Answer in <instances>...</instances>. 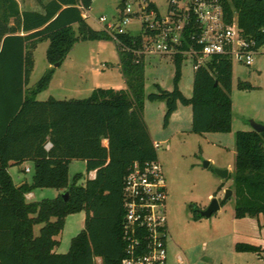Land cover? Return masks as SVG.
Instances as JSON below:
<instances>
[{"label": "trees", "instance_id": "16d2710c", "mask_svg": "<svg viewBox=\"0 0 264 264\" xmlns=\"http://www.w3.org/2000/svg\"><path fill=\"white\" fill-rule=\"evenodd\" d=\"M146 1L148 9L159 15L158 7ZM220 1L227 22L236 21L244 38L264 46V0ZM93 2L51 0L39 12L22 11L17 0H0V264H122L125 256V178L135 163L157 161L144 117V46L154 32L117 34L126 89L97 88L86 99L40 101L37 97L49 87L54 69L29 87L40 43L49 42L48 63L62 66L76 43L114 39L88 23L85 11ZM124 7L122 0L120 8ZM188 39L182 50L190 49ZM185 58L183 54L171 57L174 89L158 86L148 99L166 102V124L181 103L192 108L194 133L231 132V60L217 56L195 70L193 95L187 98L178 87ZM238 88L254 87L240 82ZM77 160L85 163L88 174L95 171L96 177L79 184L81 176L76 175L70 182L69 165ZM25 163L33 164V183L17 185L9 170ZM233 183L235 217L264 218V132H237ZM39 188H53L59 194L30 202L27 195ZM190 210L195 220L203 218L198 208ZM81 211L86 212L85 229L67 253H58L57 237L66 217ZM36 225H42L39 235L34 232ZM235 249L264 252L261 246L247 243H238Z\"/></svg>", "mask_w": 264, "mask_h": 264}, {"label": "rangeland", "instance_id": "374dc122", "mask_svg": "<svg viewBox=\"0 0 264 264\" xmlns=\"http://www.w3.org/2000/svg\"><path fill=\"white\" fill-rule=\"evenodd\" d=\"M22 11L41 10L49 0H17ZM162 15L167 14V0H151ZM122 0H94L85 11L87 21L95 30H104L100 23L106 17L109 23L118 22ZM131 3V0H128ZM134 12L140 10V2L131 3ZM125 30L132 35L141 34V21L132 16ZM105 31V30H104ZM49 42H42L34 52V70L29 87H34L51 69L54 74L49 87L37 99L46 101L86 99L97 88L126 89V81L120 68L118 44L114 39L81 41L74 45L62 66L55 68L48 63ZM233 65V124L229 133L196 134L192 131V108L178 103L177 111L166 124L167 105L164 101H150L148 96L163 90L174 89L175 65L169 56L145 55V107L144 117L151 130L153 141L160 143L157 159L163 165L168 186L167 214L169 227L168 264H264V252L240 253L238 243L261 246L264 249V218L235 217L233 177L236 170V134L252 131L251 121H264V49L252 66ZM194 61L186 57L181 66L179 89L187 97L193 95ZM240 82H248L254 88L241 90ZM263 124V123H261ZM209 165L206 167L205 163ZM26 169H30L26 172ZM217 170H228V179L221 178ZM34 167L25 163L12 170L15 183H33ZM80 175L79 184L88 177L85 163L73 161L69 165V178ZM233 195L224 201L227 190ZM30 202L54 199L59 192L53 188L33 191ZM213 199L222 202L221 209L211 218L195 220L191 206L206 210ZM86 212L66 217L56 251L67 253L72 240L85 229ZM238 220V221H237ZM42 225H36L39 235Z\"/></svg>", "mask_w": 264, "mask_h": 264}, {"label": "built area", "instance_id": "2783aa9c", "mask_svg": "<svg viewBox=\"0 0 264 264\" xmlns=\"http://www.w3.org/2000/svg\"><path fill=\"white\" fill-rule=\"evenodd\" d=\"M125 1L118 22L99 19L104 30L114 40L117 34L127 33L131 17L138 16L141 31H153L144 53L173 57L183 54L194 61V69L207 64L211 58L227 56L231 62L252 66L264 46L256 40L244 38L237 22L228 23L220 0H167L166 15L149 10L146 0L134 12L132 4ZM86 17V16H85ZM87 18V17H86ZM190 40L189 50H182ZM155 146L158 148L160 144ZM27 172L30 169H26ZM168 186L163 165L152 161L143 165L135 163L125 178L123 239L126 243L122 264H168Z\"/></svg>", "mask_w": 264, "mask_h": 264}, {"label": "water", "instance_id": "95a60500", "mask_svg": "<svg viewBox=\"0 0 264 264\" xmlns=\"http://www.w3.org/2000/svg\"><path fill=\"white\" fill-rule=\"evenodd\" d=\"M60 64H56L54 67L58 68L60 67ZM251 125L253 128V131H256L258 133L264 132V124L257 123L255 121H251ZM209 165L208 162L205 163V166L207 167ZM218 175L223 179H228L230 176V173L228 170H217ZM233 195L232 190H227L226 196L224 201H227L230 199V197ZM68 194H64V197L67 198ZM221 209V202L217 199H213L210 206L206 210H201L200 214L203 218H211L213 217L219 210Z\"/></svg>", "mask_w": 264, "mask_h": 264}, {"label": "crops", "instance_id": "0c3cea01", "mask_svg": "<svg viewBox=\"0 0 264 264\" xmlns=\"http://www.w3.org/2000/svg\"><path fill=\"white\" fill-rule=\"evenodd\" d=\"M49 1H51V0H49ZM49 1H47V2H49ZM46 2V3H47ZM31 11H39V12H41L42 11V9L41 10H34V9H30ZM146 121V120H145ZM146 123H147V121H146ZM261 123H263L264 124V121H261ZM148 125V124H147ZM149 127V126H148ZM149 130H150V128H149ZM150 134H151V130H150ZM151 137H152V135H151ZM152 140H153V138H152ZM154 142V144H157L158 142H155V141H153ZM160 144V143H159ZM157 148V147H156ZM17 168L18 167H20V166H16ZM16 167H12V168H10V170H9V172H10V174H11V176H12V178H13V175H12V170L13 169H15ZM26 171V170H25ZM27 172V171H26ZM88 177H90V179H94L95 177H96V172L95 171H93V172H91V173H89L88 174ZM13 180H14V178H13ZM15 182V181H14ZM24 181H21V182H19V183H16L17 185H21L22 183H23ZM35 195H34V193L33 192H31L30 194H28L27 195V199H30V198H33ZM245 219V218H244ZM244 219H238V220H244ZM237 220V221H238ZM58 252V251H57ZM59 253V252H58ZM98 261H100V259H98Z\"/></svg>", "mask_w": 264, "mask_h": 264}]
</instances>
